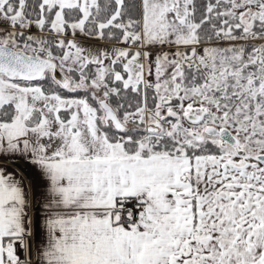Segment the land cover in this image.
Instances as JSON below:
<instances>
[{"label":"snow or ice","instance_id":"snow-or-ice-1","mask_svg":"<svg viewBox=\"0 0 264 264\" xmlns=\"http://www.w3.org/2000/svg\"><path fill=\"white\" fill-rule=\"evenodd\" d=\"M0 264H264V0H0Z\"/></svg>","mask_w":264,"mask_h":264},{"label":"crops","instance_id":"crops-1","mask_svg":"<svg viewBox=\"0 0 264 264\" xmlns=\"http://www.w3.org/2000/svg\"><path fill=\"white\" fill-rule=\"evenodd\" d=\"M17 160H21L22 163L17 162ZM6 167L12 173L19 174L22 172L28 177L25 183L27 184L29 180L32 182L30 200H34L36 207L42 209L46 202L47 193L37 170L27 160L19 157L14 162H9Z\"/></svg>","mask_w":264,"mask_h":264},{"label":"water","instance_id":"water-1","mask_svg":"<svg viewBox=\"0 0 264 264\" xmlns=\"http://www.w3.org/2000/svg\"><path fill=\"white\" fill-rule=\"evenodd\" d=\"M21 160H17V162H19V163H22V162H20Z\"/></svg>","mask_w":264,"mask_h":264}]
</instances>
